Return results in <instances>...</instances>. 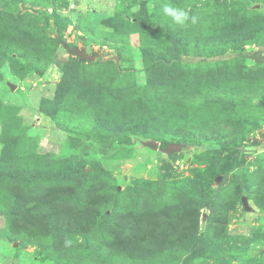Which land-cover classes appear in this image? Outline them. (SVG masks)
Instances as JSON below:
<instances>
[{"label": "rangeland", "instance_id": "rangeland-1", "mask_svg": "<svg viewBox=\"0 0 264 264\" xmlns=\"http://www.w3.org/2000/svg\"><path fill=\"white\" fill-rule=\"evenodd\" d=\"M3 3L23 14H35L39 25L42 22L38 13L42 11L55 10L59 21L66 18L67 22L58 28L61 39L43 74L35 70L33 60L25 63L9 54L11 61L16 60L10 64L8 56H0V158L9 161L28 156L34 167L50 173L66 170L70 165L89 169L90 162H99L108 171L114 186L110 202L105 205L107 213L111 206L128 214L139 208L157 209L165 203L174 204L186 198H190L193 205L203 202L205 205L200 208L195 245L188 249L175 245L169 254L157 259L108 255L95 249L101 239L96 234L70 236L69 248L57 252L44 247L47 243L42 241L29 239L32 243L22 246L19 243L25 239L10 241L5 237L4 217L0 215V264H264V211L256 207L249 192V178L256 170L264 169V102L257 97L264 94V82L263 89L255 91L250 101L247 99L234 108L233 113L247 124L232 126L228 121L229 109L223 107H191L185 111L141 108L125 117L121 126L114 123L115 131H107L103 127L106 121L118 120V110H129L108 99H91L84 92L72 91L66 97H57L61 67L67 62H79L81 76L101 79L103 85L109 84L112 89L143 85L145 71L137 32L143 23L136 21L135 16L146 10L145 14L151 15V28L160 23H175L159 7V0H0V4ZM216 6L220 7L215 9ZM178 9L199 13L205 19L215 10L239 11L235 25L244 23L247 27L243 25L237 32L229 27L223 32L220 31L222 26H217L211 40L207 38L211 31L206 30L204 20L195 18V23L191 20L182 25L188 54L201 53L202 44L206 46L205 52H218L225 45L220 55L203 60L190 56L183 60L195 72L193 79L184 84L194 86L202 80L198 88H204L214 80L216 85L245 96L248 86L240 90L242 87L237 80L208 78L202 72L216 63L233 66L235 61H240L249 76V69L264 64V43L226 48L234 46V42L217 40L222 32L223 36L230 37L238 36L241 31L253 32L255 28L263 31L264 0H183ZM253 12L261 17L259 23L254 21ZM235 17L230 14L229 21ZM128 19L132 21L127 22L126 28L122 21ZM52 29L49 19L45 36L40 35V44L33 45L42 54H49ZM124 31L129 33L123 34ZM149 35L154 50L162 51L163 45L170 43L163 28ZM260 37L264 38V33L257 39L261 40ZM124 40L126 42H122ZM62 43L85 49L95 56L94 61L80 62ZM173 82V86L181 88L179 80ZM233 139L240 142L242 162L225 171L224 182L221 183L222 176H218L210 183L205 197L185 195L184 191L193 182L206 184L211 146ZM150 140L157 142V149L146 145ZM171 142L181 144V149L174 152L175 159L160 150ZM186 142L193 145L185 148ZM48 182L53 180L40 183L44 187ZM54 182L62 183L59 179ZM142 187L145 190H141ZM24 188L35 190L37 187L27 184ZM147 189L154 190V194H148ZM216 201L229 212V217L221 223L222 226L225 223L223 233L218 236L204 231L210 206Z\"/></svg>", "mask_w": 264, "mask_h": 264}, {"label": "trees", "instance_id": "trees-1", "mask_svg": "<svg viewBox=\"0 0 264 264\" xmlns=\"http://www.w3.org/2000/svg\"><path fill=\"white\" fill-rule=\"evenodd\" d=\"M159 2V7L165 13V6L178 8L183 0H159ZM7 7L6 3L0 4V56H8L10 64L16 61H11L10 55H16L25 63L33 60L36 62L35 70L38 74H43L51 63L57 43L61 39L58 28L66 24V18L59 21L60 16L55 10L51 13L42 11L38 13L42 22L39 25L35 14L27 15ZM218 7L220 6H216L215 9ZM238 12L235 10L226 13L222 10H215L208 14L206 19L202 18L199 13H188L189 20L185 23L191 22V17L204 20L208 27L206 30L211 31L207 38L211 40L210 37L213 36L212 33L217 26H222L220 31L229 27L234 28L236 32L239 29L242 30L244 23L235 25V16ZM145 13L146 10L135 16L136 21L143 23L137 30L145 71L143 85L132 84L128 87L112 89L109 84L103 85L101 79L95 80L81 76L79 62H67L61 67L57 97H66L72 91H78L88 93L91 99L99 101L108 99L125 106L129 111L118 110L120 112L118 120L110 119L103 124L107 131L112 132L116 130L114 123L121 126L125 122V117L141 108L142 110L156 109V111H185L191 107L208 106L216 109L223 107L229 109L228 121L232 126L247 124L246 120L233 113L234 108L247 99L250 101L253 93L262 88L264 64H261L259 68L249 69V76L240 61H235L233 66L216 63L214 67L202 72L208 78L218 76L227 81L237 80L242 87L240 90L248 86L245 96L234 89L216 85L214 80L205 84L204 88H198L202 85V80L194 86L186 85L184 84L186 80L193 79L195 72L191 71L187 67V62L183 60H187L190 56L203 60L220 55L224 52L225 45L218 52H212V50L205 52L206 46L202 44L201 53L188 54L184 40V28L181 24L177 22L160 23L157 27L151 28V15ZM253 13L255 14L254 21L259 23L261 17ZM230 14L235 17L232 21L230 20L233 26L230 25ZM49 19L52 20L53 37L50 40L52 45L47 55L42 54L40 49H36L33 45L40 44V35L45 36V28L49 24ZM130 21L132 19L122 21V23L128 28L127 22ZM244 26L247 27V25ZM160 28L167 32L170 42L163 45L162 51L153 49L154 42L149 35L150 32L156 34ZM223 32L217 37L219 43L234 42V46H226V48L264 43V38L257 39L258 35L264 33V29L261 31L255 28L253 32L243 33L241 31L238 36L230 37L223 36ZM127 33L129 32L124 31L123 34ZM78 60L93 62L79 58ZM115 70L119 72V68ZM175 80L181 82V88L172 85ZM257 97L259 101L264 102V94L260 93ZM191 145L193 144L186 142L185 148ZM196 145L206 146V144ZM210 149L211 155L207 158L210 171L206 184L198 185L197 182H193L192 186L184 191L185 195L195 194L205 197L208 192L207 186L210 183L216 181L218 176H222L221 183L224 182L225 171L242 162L239 141L222 140ZM169 157L175 159L177 154H169ZM88 167L89 169H84V166L70 165L66 170H56L51 174L34 167L31 157L29 159L28 156L16 157L9 161L0 158V192L2 195L0 215L4 217L5 237L10 241L25 239L24 242L19 243L22 246L29 245L33 241L46 242L44 247L57 252L69 248L70 236L96 234L101 239L99 246H95V249L108 255L142 259L161 258L169 254L175 245L187 249L195 245L199 232L200 208L205 205V202L201 205H193L190 198H186L174 204L165 203L157 209L148 207L136 209L135 212L131 210L132 212L128 214L111 206L107 213L108 206L105 208V205L110 202L114 190L110 175L97 161L90 162ZM49 179L53 182H48L44 187L41 186L44 180ZM55 179L61 180L62 183L56 184ZM249 180L251 197L256 207L264 211V169L256 170ZM27 184L36 185L37 188L35 190L25 189L24 186ZM141 190L145 188L142 187ZM146 191L150 195L154 194V190L147 189ZM228 213L218 201L213 202L206 219L205 233L214 236L222 234L225 223L223 226L221 223L229 217ZM29 239L32 242H29Z\"/></svg>", "mask_w": 264, "mask_h": 264}, {"label": "water", "instance_id": "water-1", "mask_svg": "<svg viewBox=\"0 0 264 264\" xmlns=\"http://www.w3.org/2000/svg\"><path fill=\"white\" fill-rule=\"evenodd\" d=\"M63 47L71 54L75 55L77 58H79L80 60H89V61H94L95 56L94 55H90L88 54L85 49H79L75 46H69L66 43H62ZM147 146H149L150 148L153 149H157V142L150 140L146 143ZM181 149V144H177V143H168V145L165 148H161L160 150L162 152H164L165 154L169 155L172 154L174 152H178ZM245 196H242V199L245 200ZM244 204V202H243ZM245 206V204H244Z\"/></svg>", "mask_w": 264, "mask_h": 264}, {"label": "clouds", "instance_id": "clouds-1", "mask_svg": "<svg viewBox=\"0 0 264 264\" xmlns=\"http://www.w3.org/2000/svg\"><path fill=\"white\" fill-rule=\"evenodd\" d=\"M164 11L166 14L170 15L175 22L181 25L189 20V14L181 9L165 6ZM191 20L195 23V17H191Z\"/></svg>", "mask_w": 264, "mask_h": 264}]
</instances>
